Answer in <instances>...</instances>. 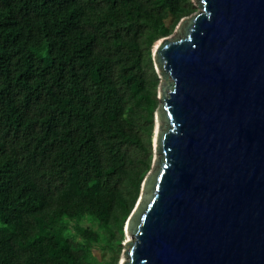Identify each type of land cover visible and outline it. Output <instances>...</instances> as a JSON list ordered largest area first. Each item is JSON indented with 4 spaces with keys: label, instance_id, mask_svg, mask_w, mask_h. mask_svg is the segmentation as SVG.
<instances>
[{
    "label": "trees",
    "instance_id": "trees-1",
    "mask_svg": "<svg viewBox=\"0 0 264 264\" xmlns=\"http://www.w3.org/2000/svg\"><path fill=\"white\" fill-rule=\"evenodd\" d=\"M194 0H0V264H118L151 169L153 49Z\"/></svg>",
    "mask_w": 264,
    "mask_h": 264
},
{
    "label": "water",
    "instance_id": "water-1",
    "mask_svg": "<svg viewBox=\"0 0 264 264\" xmlns=\"http://www.w3.org/2000/svg\"><path fill=\"white\" fill-rule=\"evenodd\" d=\"M196 5L153 49L160 156L119 264H264V0Z\"/></svg>",
    "mask_w": 264,
    "mask_h": 264
},
{
    "label": "rangeland",
    "instance_id": "rangeland-1",
    "mask_svg": "<svg viewBox=\"0 0 264 264\" xmlns=\"http://www.w3.org/2000/svg\"><path fill=\"white\" fill-rule=\"evenodd\" d=\"M195 1V4H196V1L197 0H194ZM198 10V9H197ZM195 13V12H194ZM193 13V14H194ZM192 14V15H193ZM192 15H190V16H192ZM190 16H188V17H190ZM187 17V18H188ZM182 30V29H181ZM175 35H177V33H172L170 36H168V38H170V37H172V36H175ZM160 96H161V93H158ZM159 121H160V119H159ZM157 116L155 115V126H154V130H157ZM160 124H162V122L160 121ZM161 130H162V128H161ZM155 135V134H154ZM153 135V149H154V136ZM160 155L159 154H156L155 153V151H154V156H153V161L155 160H157V158L159 157ZM157 166V165H156ZM139 197H140V194H139ZM139 197H138V199H139ZM138 199H137V201H138ZM137 203V202H136ZM136 205V204H135ZM127 222V221H126ZM124 234H125V237H124V241H123V245H124V248H123V251H122V253H121V255H120V259H119V262H118V264L120 263V260L122 259V258H124V261H127L128 260V257L126 256V254H125V252L126 251H128L129 250V246H127V242L128 241H130V240H134V237H133V234L127 229V226H126V223H125V225H124Z\"/></svg>",
    "mask_w": 264,
    "mask_h": 264
},
{
    "label": "bare ground",
    "instance_id": "bare-ground-1",
    "mask_svg": "<svg viewBox=\"0 0 264 264\" xmlns=\"http://www.w3.org/2000/svg\"><path fill=\"white\" fill-rule=\"evenodd\" d=\"M157 130H159L161 128V125H160V121H159V118L157 117ZM122 261H124V258L121 259Z\"/></svg>",
    "mask_w": 264,
    "mask_h": 264
}]
</instances>
